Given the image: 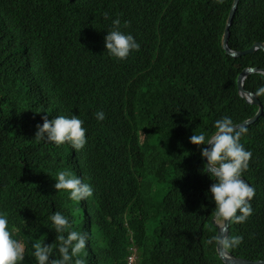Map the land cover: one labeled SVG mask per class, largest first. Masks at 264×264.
I'll return each mask as SVG.
<instances>
[{
	"label": "trees",
	"instance_id": "16d2710c",
	"mask_svg": "<svg viewBox=\"0 0 264 264\" xmlns=\"http://www.w3.org/2000/svg\"><path fill=\"white\" fill-rule=\"evenodd\" d=\"M233 3L0 0V212L24 244L22 264H38L33 243H59L49 219L56 211L69 218L72 231L87 234L80 257L85 264H129L134 253L139 259L133 264H224L215 242L208 243L217 227L210 193L215 177L201 157L207 145H193L190 137H210L225 116L240 124L259 111L240 96L237 78L247 67L264 68V51L234 58L222 46ZM115 19L140 44L122 63L93 43L99 32L113 30ZM73 37L89 47L93 73L45 99L39 88L35 100L24 96L19 57L29 51L54 68L64 41ZM257 42L264 43V0H240L229 46L246 50ZM152 73L172 75L164 87L149 89L146 99L130 98L145 97L143 75ZM102 82L111 89L102 91ZM245 87H264V75H249ZM259 99L264 106V96ZM99 111L116 120L98 121ZM72 115L87 130L82 150L35 139L42 117ZM240 142L253 154L243 175L255 196L248 220L230 224L229 236L242 235L243 242L229 251L264 260V114ZM59 171L90 184L93 196L76 202L68 191H57Z\"/></svg>",
	"mask_w": 264,
	"mask_h": 264
},
{
	"label": "clouds",
	"instance_id": "9594fccd",
	"mask_svg": "<svg viewBox=\"0 0 264 264\" xmlns=\"http://www.w3.org/2000/svg\"><path fill=\"white\" fill-rule=\"evenodd\" d=\"M217 3L222 4L223 0H217ZM104 16L108 18V13H105ZM112 23L114 25L113 30L108 32V34L99 32L93 40V43L97 47H100L102 44L103 50L108 51L109 59L122 63L121 60L127 59L132 51H139L140 44L131 34L123 33L120 30L121 21L119 19L113 20ZM124 26L128 27L127 21L124 22ZM86 48L89 47L83 44L82 37L79 39L73 37L65 40L61 48L59 64L54 68L47 66L45 63L40 64L29 51L25 55H21L17 61V65L22 77V84L20 86L22 94L27 97H32L35 100L34 96L36 93L33 90L39 88L44 93L45 99L50 95V92L63 91L70 88L72 84L78 82L83 73L90 72L92 74L97 66L94 56ZM10 68L17 73L12 66ZM171 75L172 73L143 75L145 84L143 93L145 97L136 95L130 98L146 99V94L149 89L159 86L164 87ZM38 83L40 86H37ZM100 87L105 92L111 89V85L108 82H102ZM252 93H254V97H258L259 99L260 96H264V87ZM33 103L38 104L37 102ZM95 116L102 123L108 119V116L111 120H116L113 114L106 117L103 111L95 113ZM42 119V126H36V140L53 142L58 146L69 143L77 152L84 148L87 143V130L83 127L84 121L78 118L77 115H72L70 118L58 116L52 120H48L45 116ZM236 125L239 124H234L230 117L225 116L215 121V132L210 137L206 138L205 133L193 134L190 137V143L193 145H207V147L201 148V157L207 159L205 165L207 167L206 170L211 174V177H215V183L210 187V193L216 205L215 211L212 214V223L216 227L219 226L221 228L229 223H245L253 214L251 201L255 196V189L243 175L249 169L253 154L250 150H246L240 142L241 137L247 133V127L251 125L247 127H237ZM208 145L211 147L209 148ZM243 176L251 186L242 179ZM56 181L54 185L55 189L57 191H68L70 193V199L73 201L80 202L93 196L91 185L82 182L79 177L69 171H59ZM49 219L53 224V228L57 234L56 240L59 243L55 245V248L53 244L48 245L39 241L33 243L31 245L34 249L33 256L38 264H85V260L80 257L84 253L88 243L87 234L72 231L69 218L59 211L54 212ZM158 224L160 227L161 223L158 222ZM214 242L216 249L218 245L225 251H229V249H234L243 242V236L217 235L216 233V236L208 241L209 244H213ZM133 251L135 252L136 250L133 249ZM24 253V244L14 239L9 230L8 214L6 212H0V264H22L25 259ZM56 253H58V257ZM138 259L139 255L137 253L132 254L128 259L129 264L135 263Z\"/></svg>",
	"mask_w": 264,
	"mask_h": 264
},
{
	"label": "water",
	"instance_id": "95a60500",
	"mask_svg": "<svg viewBox=\"0 0 264 264\" xmlns=\"http://www.w3.org/2000/svg\"><path fill=\"white\" fill-rule=\"evenodd\" d=\"M239 2H240V0H234V3L232 5V8H231L230 13H229V17H228V21H227V25H226V29H225V34L223 36V49L227 55H230L232 57H242V56H245L248 54H253L257 50H263L264 51V44H262V43H256L252 47H250L249 49L243 50V51H236V50H232L230 48V46H229L230 28L233 24L234 17L237 13ZM253 73H260V74L264 75V68L248 67V68L244 69L238 76L237 84H238L239 94L241 95V97L245 98L246 101L252 105H258L259 111L253 118L246 120L245 122H243L239 125H236L237 127H239V126L247 127L253 123H256L261 118V116L264 114V106L261 104L258 97H254V93L247 91L244 87V82H245L246 77L253 74ZM208 147L210 148L211 146L208 145ZM204 161H205V163H207L206 158H204ZM242 179H244L245 182L250 185V183L248 182V180L244 176L242 177ZM229 232H230V223L225 224L223 228L217 226V235H229ZM217 251H218V254H219L221 260L225 264H264V260L253 261V260H247L244 258H238V257L234 256L232 253H230L228 250L225 251L223 248L219 247L218 245H217Z\"/></svg>",
	"mask_w": 264,
	"mask_h": 264
}]
</instances>
